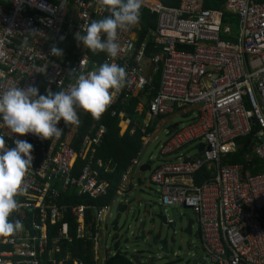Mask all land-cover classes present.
Listing matches in <instances>:
<instances>
[{
  "label": "built area",
  "instance_id": "obj_1",
  "mask_svg": "<svg viewBox=\"0 0 264 264\" xmlns=\"http://www.w3.org/2000/svg\"><path fill=\"white\" fill-rule=\"evenodd\" d=\"M143 6L156 15V26L142 42L137 38L138 23L119 31L117 57L103 52L100 59V52L80 44L81 56L70 59L51 50L59 49L69 34L75 38L78 32L83 34L84 25L108 15L96 0H0V87L35 86L46 95L49 89L66 90L80 73L115 62L126 68L128 76L124 87L113 94L110 108L122 98L144 93L159 74L156 95L142 99L138 106L143 108L136 107L140 115L146 108L142 133L157 118L189 109L182 114H189V122L176 126L159 147L160 157L174 160L154 169L146 164L160 205L182 206L195 213L201 239L196 264H264V166L256 174L250 170L253 156L264 162V0H225L221 9H204L203 0H179L176 7L143 0ZM224 14L236 18V35L230 26L223 27ZM118 119L123 135L130 121L124 114ZM66 126L72 125L63 121L58 125L63 130ZM105 134L104 126L88 131L75 150L59 142L60 137L18 136L0 126L8 148L15 147V139L33 145L32 167L25 177L28 191L16 197L20 208L12 215L23 222V230L0 237V264H57L53 256L59 243L69 239L68 224L63 222L67 213L74 219L75 239L91 244L96 261L109 206L69 207L58 200L63 194L89 199L107 195L108 183L90 164ZM248 136L243 163L224 161L237 152L236 141ZM150 137L142 138V148L121 177L117 196L126 190L132 171L141 166L139 157ZM188 146H193V157L182 154ZM85 159L75 175L76 162ZM95 164L101 167L100 161ZM204 167L211 177L197 184L194 177ZM88 211L93 216L86 224Z\"/></svg>",
  "mask_w": 264,
  "mask_h": 264
},
{
  "label": "clouds",
  "instance_id": "obj_2",
  "mask_svg": "<svg viewBox=\"0 0 264 264\" xmlns=\"http://www.w3.org/2000/svg\"><path fill=\"white\" fill-rule=\"evenodd\" d=\"M96 4L108 15L84 25L83 34L78 32L75 39L93 53L104 52L115 58L121 51L118 33L139 23L143 0H96ZM51 51L62 55L56 47ZM127 76L125 67L105 62L75 76L66 90L55 93L49 89L41 95L35 86L0 87V126L18 136L32 133L44 140L58 139L63 134L58 127L61 121L65 125L80 124L77 108L99 119L112 103L113 94L124 87ZM14 144L8 148L0 135V237L23 230V222L10 217L20 208L16 197L28 191L25 177L32 167L33 145L20 139H15Z\"/></svg>",
  "mask_w": 264,
  "mask_h": 264
},
{
  "label": "trees",
  "instance_id": "obj_3",
  "mask_svg": "<svg viewBox=\"0 0 264 264\" xmlns=\"http://www.w3.org/2000/svg\"><path fill=\"white\" fill-rule=\"evenodd\" d=\"M163 5L167 7H176L179 0H159ZM225 0H203L204 9H221ZM141 15L139 19L140 29L137 31L138 42H142L149 29H153L156 26V15L149 9L142 5ZM222 25L230 26L232 31L237 34V21L236 18L229 14H224L222 18ZM150 46V43H148ZM62 52L66 53L70 59L79 58L81 56L80 44H76L74 36L69 34L64 42L61 43L60 48ZM150 47L147 53L150 54ZM95 58V55H92ZM103 57V52H100V59ZM98 59V58H95ZM159 84V74H156L153 78L151 88H148L144 93H139L136 96L129 97L127 99L122 98L114 106L107 108L99 119H94L90 114L84 112L82 109L77 108V113L80 119L78 126H66L63 130V134L59 138V142H64L75 150L80 148V143L83 137L88 134V131L104 126L106 134L101 140V143L95 148L94 153L90 159V164L94 168L100 179L108 183L107 195L104 197L89 199L86 196H67L62 195L58 200L59 205H65L69 207L75 206H89L95 210L103 207H108L111 202L116 198V191L119 188L120 180L123 174L127 171L131 163L136 159L137 154L142 148V138L146 135H151L160 118L153 121L142 133L143 120L146 114V108L140 115L136 111L138 103L142 99L146 101L151 100L157 93ZM112 113L115 115L112 116ZM119 114H124L126 119H129L130 126L127 132L120 135ZM184 118H188L189 114L182 115ZM133 132L130 134V132ZM174 132L173 126L169 129L168 134ZM251 140V136L236 141L238 146L237 152L232 155L226 156L224 161L235 164L243 163L244 155L248 151L247 145ZM87 161L78 160L75 164L74 174L78 175L83 164ZM100 161L101 167H97L95 162ZM252 166L251 173L256 174L264 166V162L253 156L250 160ZM157 167V166H156ZM155 167V168H156ZM107 171L105 172V170ZM194 177L197 184H202L205 180L211 177V172L204 167L199 176ZM131 190V186L123 192L126 193ZM92 212L85 213V223H89V219L92 218ZM25 218H28L25 216ZM10 219H13L10 217ZM63 222L68 224V241L62 240L59 243V252L53 256L56 259L57 264H73V262H80L81 264H96L93 258V252L91 244L88 241L82 239H75V223L74 219L67 213L64 216ZM26 224L28 220L26 219ZM60 225L55 227L57 230ZM104 264H132L124 255L117 252L114 255L105 258Z\"/></svg>",
  "mask_w": 264,
  "mask_h": 264
},
{
  "label": "rangeland",
  "instance_id": "obj_4",
  "mask_svg": "<svg viewBox=\"0 0 264 264\" xmlns=\"http://www.w3.org/2000/svg\"><path fill=\"white\" fill-rule=\"evenodd\" d=\"M232 30V28L230 27ZM232 34H235L232 31ZM142 103V102H141ZM143 108L137 106V109ZM188 108L175 110L169 116H166L157 121L153 133L150 135V143L142 151L139 157L141 165L149 164L152 169L163 162H171L174 157H160L159 147L166 140L169 129L176 125L180 127L189 122L188 118L182 117ZM187 114V113H186ZM182 154L187 157L195 155L193 146L186 147ZM148 173H141L133 170L129 175V184L131 190L123 193L121 196L111 202L108 207L106 215H104L103 226L101 230V248L95 252L96 264H104L105 255L111 256L116 252L114 251V232L112 231L111 223L117 215L120 206L125 202L133 199L129 207V211L124 214L118 221V250L124 255L132 264H147L146 258H152L155 264H194V255L199 254L198 245L201 242L198 234L199 225L197 222L193 225V234L184 235L179 232L181 227L186 226V220L191 218L196 221V215L193 210L184 208L182 206H161L159 201V191L156 186L148 181ZM141 182V186H137V182ZM145 212L160 213L166 216L167 220L175 222V231L164 229L160 226L156 219L148 218ZM145 223L144 226V239L139 240V227L140 222ZM162 229V230H161ZM160 231L166 233L168 237V250L170 254L166 255L161 251L160 247H152L150 245V236L155 232ZM171 240V241H170ZM202 264V263H201ZM203 264H208L205 261Z\"/></svg>",
  "mask_w": 264,
  "mask_h": 264
},
{
  "label": "water",
  "instance_id": "obj_5",
  "mask_svg": "<svg viewBox=\"0 0 264 264\" xmlns=\"http://www.w3.org/2000/svg\"><path fill=\"white\" fill-rule=\"evenodd\" d=\"M176 128V125L173 126V129ZM199 152H202V146H200L199 148ZM149 165H141L138 169L139 172L141 173H148L149 172ZM142 183L137 182V186H141ZM134 200L131 199L128 202H125L124 205L120 206L118 211H117V215L115 216L114 220L111 223V227H112V231L115 233L114 234V240H115V244H114V251L118 250V238H119V234H118V221L119 219L126 214L129 211V207L131 206V203ZM145 215L151 219H156L160 224V226H162L164 229H169L170 231L174 232L175 231V222L172 220H167L166 216L160 214V213H149V212H145ZM193 225H194V220L191 218H188L186 220V226L185 227H181L179 229V232L184 234V235H191L193 234ZM144 226L145 223L143 221L140 222V227H139V240H143L144 237ZM162 230V229H161ZM161 236V240L160 241H153L150 243V245L152 247H159L161 248V251H163V253H165L166 255L170 254L167 244L164 242V239H166L168 241V237L166 236V233H161L160 231L155 232V235ZM171 241V240H170ZM147 260V264H155V262L152 260V258H146ZM200 261H202V256L199 259ZM194 264H196V261H194Z\"/></svg>",
  "mask_w": 264,
  "mask_h": 264
},
{
  "label": "flooded vegetation",
  "instance_id": "obj_6",
  "mask_svg": "<svg viewBox=\"0 0 264 264\" xmlns=\"http://www.w3.org/2000/svg\"><path fill=\"white\" fill-rule=\"evenodd\" d=\"M194 224H195V220H194ZM161 238H162L161 236H158L157 234L155 235V233H154L152 236H150V243L153 241H160ZM164 242L167 244V247H168V241L166 239H164Z\"/></svg>",
  "mask_w": 264,
  "mask_h": 264
},
{
  "label": "crops",
  "instance_id": "obj_7",
  "mask_svg": "<svg viewBox=\"0 0 264 264\" xmlns=\"http://www.w3.org/2000/svg\"><path fill=\"white\" fill-rule=\"evenodd\" d=\"M130 184H129V179H128V184H127V187H129ZM127 189V188H126ZM116 252V251H115ZM108 257L107 255H105V258Z\"/></svg>",
  "mask_w": 264,
  "mask_h": 264
}]
</instances>
